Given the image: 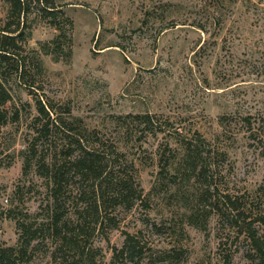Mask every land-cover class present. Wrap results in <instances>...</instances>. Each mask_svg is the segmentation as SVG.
<instances>
[{
  "label": "rangeland",
  "instance_id": "374dc122",
  "mask_svg": "<svg viewBox=\"0 0 264 264\" xmlns=\"http://www.w3.org/2000/svg\"><path fill=\"white\" fill-rule=\"evenodd\" d=\"M47 1L54 15L31 13L21 23L30 30L25 49L31 53L52 39L50 23L63 11L72 20L71 56L53 61L39 53L43 70L28 62L24 77L32 86L9 81V122L0 128V242L17 239L15 220L1 216L4 211L41 213L44 181L33 168L22 174L18 154L33 135L38 97L116 140L137 169L145 202L116 207L117 226L107 239L94 236L101 264L109 263L110 247L120 246L124 231L146 249L136 264H264V223L254 191L264 177V150L258 135L249 138L244 120L264 125V0ZM6 11L0 0V27L11 21ZM14 111L17 119L9 120ZM146 113L163 133H148L132 117ZM173 127L199 132L218 150L219 172L195 211L201 226L188 222L185 207L196 189L165 190L155 179L158 153ZM49 251V242H41L30 264H54Z\"/></svg>",
  "mask_w": 264,
  "mask_h": 264
},
{
  "label": "trees",
  "instance_id": "16d2710c",
  "mask_svg": "<svg viewBox=\"0 0 264 264\" xmlns=\"http://www.w3.org/2000/svg\"><path fill=\"white\" fill-rule=\"evenodd\" d=\"M3 1L7 5V20L11 21L0 27V106H3L0 107V128L9 122L5 105L11 99L10 79L32 86L34 81L27 83L24 79L29 70L28 62H34L41 72L39 53L49 55L53 61H67L72 46V20L59 11L60 21L50 23L55 36L29 53L24 43L30 30L25 33L21 23L24 24L31 13L41 18L54 15L55 5L47 0ZM34 105L33 135L18 154L22 158V174L26 175L33 168L44 181L45 197L39 204L41 213H21L15 207L3 212L1 216L15 220L17 239L13 245L0 242V264H30L32 254L43 241L49 242V256L54 264H101L96 260L99 249L92 245L94 236L100 234L107 239V230L117 226L116 207L129 209L137 201L145 202L135 164L125 157L116 140L82 124L70 111L63 115L38 97ZM17 117L14 111L9 120ZM132 117L143 124V130L148 133L165 131L153 115ZM248 119L244 117L249 138L255 139L254 135H258L264 150V125L253 127ZM169 134L170 140L158 153L159 170L155 179L165 190L196 189L190 205L184 206L191 211L188 222L201 226L203 223L197 221L195 211L204 206L202 199L209 192L210 180L219 172L215 160L217 147L197 131L183 133L180 127H173ZM254 191L258 195L259 222L264 223V177ZM206 218L204 215L203 220ZM123 234L120 246L111 245L108 264H136L144 255L146 249L136 234L127 231ZM254 245L259 252L258 243Z\"/></svg>",
  "mask_w": 264,
  "mask_h": 264
}]
</instances>
